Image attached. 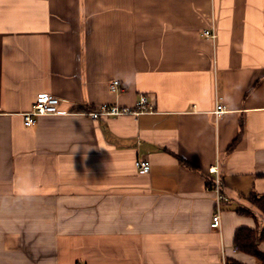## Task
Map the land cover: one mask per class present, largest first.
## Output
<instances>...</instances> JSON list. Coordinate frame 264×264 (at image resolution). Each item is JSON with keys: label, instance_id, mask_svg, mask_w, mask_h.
I'll use <instances>...</instances> for the list:
<instances>
[{"label": "crops", "instance_id": "crops-1", "mask_svg": "<svg viewBox=\"0 0 264 264\" xmlns=\"http://www.w3.org/2000/svg\"><path fill=\"white\" fill-rule=\"evenodd\" d=\"M40 93L64 112L26 127ZM141 95L150 110L86 113ZM252 193L264 195V0H0V264H257L234 243L256 225L238 209L264 226Z\"/></svg>", "mask_w": 264, "mask_h": 264}, {"label": "built area", "instance_id": "built-area-1", "mask_svg": "<svg viewBox=\"0 0 264 264\" xmlns=\"http://www.w3.org/2000/svg\"><path fill=\"white\" fill-rule=\"evenodd\" d=\"M204 36L215 38L216 28L212 24L210 28H207ZM111 91L116 92L123 89V85L119 79H114L109 85ZM62 99L52 93H40L33 107L23 113V123L26 127H32L36 124L37 119L41 115L45 114H59L64 111L61 110ZM150 101L146 95H141L134 107L121 106L117 103H102L97 108L88 110L86 113L94 119L103 117L126 115V114H139L149 109ZM227 110L226 105L223 102V96L216 94V108L215 112L220 115ZM135 166L142 172H149L151 163L148 159H138L135 161ZM211 176L213 178V191L215 193V199L217 207L212 216L211 226L214 228H220L222 223V205L224 202L229 200V196L225 193L222 182L219 175L218 164L214 165L211 169ZM82 264V263H79ZM222 264H227L226 260L223 259Z\"/></svg>", "mask_w": 264, "mask_h": 264}, {"label": "trees", "instance_id": "trees-1", "mask_svg": "<svg viewBox=\"0 0 264 264\" xmlns=\"http://www.w3.org/2000/svg\"><path fill=\"white\" fill-rule=\"evenodd\" d=\"M250 200L264 216V195L252 193ZM238 212L251 215L255 219L256 225L254 227H241L236 231L235 247L239 251L255 256L259 261L257 264H264V253L259 248V244L264 241V226H262L261 220L255 215L252 208L242 207L238 209ZM226 262L227 264H247L231 257Z\"/></svg>", "mask_w": 264, "mask_h": 264}, {"label": "rangeland", "instance_id": "rangeland-1", "mask_svg": "<svg viewBox=\"0 0 264 264\" xmlns=\"http://www.w3.org/2000/svg\"><path fill=\"white\" fill-rule=\"evenodd\" d=\"M208 28H210V27H208ZM206 29H207V28H206ZM206 29L203 30V33H204V31H205ZM205 37H206V36H205Z\"/></svg>", "mask_w": 264, "mask_h": 264}]
</instances>
